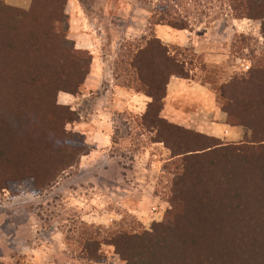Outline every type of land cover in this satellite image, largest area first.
<instances>
[{"label":"trees","instance_id":"obj_1","mask_svg":"<svg viewBox=\"0 0 264 264\" xmlns=\"http://www.w3.org/2000/svg\"><path fill=\"white\" fill-rule=\"evenodd\" d=\"M68 1L32 0L25 9L0 0L1 190L26 181L33 191L49 189L92 151L84 141L70 142L67 126L80 113L58 102L61 91L80 92L89 71L81 59L91 57L68 46ZM231 7L237 18L264 19V0H231ZM164 16L173 28L189 27ZM254 60L222 87L229 122L252 130L241 144L161 117L172 78H191L187 61L163 40L145 39L122 61L124 85L151 98L143 125L171 151L173 208L152 230L102 236L85 224L81 258L99 260L109 244L127 264H264V56Z\"/></svg>","mask_w":264,"mask_h":264},{"label":"rangeland","instance_id":"obj_2","mask_svg":"<svg viewBox=\"0 0 264 264\" xmlns=\"http://www.w3.org/2000/svg\"><path fill=\"white\" fill-rule=\"evenodd\" d=\"M65 13L68 46L91 57L81 59L89 71L80 92L61 91L58 102L80 113L67 126L70 142L92 151L49 189L33 191L31 181L0 189V264H127L109 244L99 260L81 258L84 225L105 236L152 230L168 216L171 151L143 125L151 98L123 83L122 61L145 39L163 40L191 70L172 78L162 118L225 144L252 137L229 122L222 87L264 56L263 18H237L231 0H69Z\"/></svg>","mask_w":264,"mask_h":264},{"label":"crops","instance_id":"obj_3","mask_svg":"<svg viewBox=\"0 0 264 264\" xmlns=\"http://www.w3.org/2000/svg\"><path fill=\"white\" fill-rule=\"evenodd\" d=\"M2 1H4L5 3H7L9 5L16 6V7H20V8H25V9H28L31 6V3H32V0H2ZM85 48L89 49L90 46L89 47H85ZM172 84H173V79L170 81V84L168 86L167 97L170 94L169 91H171ZM200 88L201 89H199V92H202V93L203 92H206V90L204 89V87H201L200 86ZM136 98H140V96H136Z\"/></svg>","mask_w":264,"mask_h":264}]
</instances>
